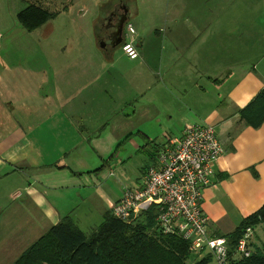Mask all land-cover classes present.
Returning a JSON list of instances; mask_svg holds the SVG:
<instances>
[{
	"label": "crops",
	"instance_id": "0c3cea01",
	"mask_svg": "<svg viewBox=\"0 0 264 264\" xmlns=\"http://www.w3.org/2000/svg\"><path fill=\"white\" fill-rule=\"evenodd\" d=\"M212 14L205 8L198 18L190 0H173L158 13V57H141L140 39L135 60L79 57L76 73H44L45 94L29 68L20 96L26 77L20 57H0V264H13L66 218L79 227L83 218L90 222L112 212L121 197L112 200L101 179L113 175L105 159L117 144L125 140L148 155L144 173L157 164L162 147L191 125L214 126L224 150L203 191L209 234L226 237L264 206V123L252 128L241 118L264 90V57L246 64V57L197 55L199 36L210 43L215 35ZM3 32L0 18V52ZM4 74L13 79L7 87ZM111 86L123 101L113 123ZM94 113L96 123L86 118ZM100 119L108 127L95 133ZM253 229L251 249L263 250L264 224Z\"/></svg>",
	"mask_w": 264,
	"mask_h": 264
},
{
	"label": "rangeland",
	"instance_id": "374dc122",
	"mask_svg": "<svg viewBox=\"0 0 264 264\" xmlns=\"http://www.w3.org/2000/svg\"><path fill=\"white\" fill-rule=\"evenodd\" d=\"M118 1L124 2L131 10L126 26L133 27L136 34L128 40L133 38L135 45L137 39L143 41L141 57H158L156 32L159 22L158 13L165 6L171 5L173 0H0V18L4 31L0 57H20L18 58L21 62L20 70L26 76L20 79L22 86L20 96L24 97L23 91L26 90L25 86L30 80L29 68L34 69L33 73L38 77L35 79L38 91L45 94L48 91L49 82L45 83L44 73L47 75L55 71H59L61 75L66 72V75L76 73L80 70L77 63L79 57H128L123 52L122 46L113 48L110 42L102 37V22L109 7L107 4ZM190 1L197 8L198 18L203 16L205 8L213 11L215 35L210 43L205 42L207 37L201 40L199 36L197 55L246 57V64L264 57V0ZM29 2L47 5L45 8L56 13L57 16L39 29L28 32L18 22L17 15L29 5ZM7 62L9 64L11 61ZM60 74H58V81H60ZM4 77L7 87L10 85L8 81L13 79L7 74H4ZM109 91L117 101L113 103L108 101L109 115H112L109 120L113 123L120 116L123 101L116 94V87L111 86ZM13 96L17 95L13 94ZM41 96L38 94L37 99L44 102ZM18 112L23 113L22 110ZM56 116L60 117V111H57ZM20 117L22 121L27 120L24 115ZM86 118L96 123L98 114H87ZM107 127L100 119L94 132H103ZM136 140L144 144L140 136H137ZM108 160L111 162L108 172L110 171L113 175L101 179V189L113 198L112 200H115V196L122 197L127 189L134 188L135 185L143 182L147 169L144 173L142 170L150 161L146 153L131 147L125 140L115 146L113 153L105 159V161ZM105 208H107L106 205ZM103 221L102 215L95 216L90 222L83 218L79 222V227L82 231L89 233ZM195 256L197 255L191 257L189 264H193L197 258H200Z\"/></svg>",
	"mask_w": 264,
	"mask_h": 264
},
{
	"label": "built area",
	"instance_id": "2783aa9c",
	"mask_svg": "<svg viewBox=\"0 0 264 264\" xmlns=\"http://www.w3.org/2000/svg\"><path fill=\"white\" fill-rule=\"evenodd\" d=\"M122 44L131 60L139 57L133 27H127ZM224 150L215 127L209 124L188 126L178 139L164 145L157 164L147 169L140 186L127 189L113 206L115 218L133 223L150 207L157 208L156 222L165 235L181 237L189 243L192 255H211L213 264H230L232 260L249 258L253 251L254 229L248 227L229 253L225 237H212L208 217L202 209L203 191L212 183L214 167Z\"/></svg>",
	"mask_w": 264,
	"mask_h": 264
},
{
	"label": "trees",
	"instance_id": "16d2710c",
	"mask_svg": "<svg viewBox=\"0 0 264 264\" xmlns=\"http://www.w3.org/2000/svg\"><path fill=\"white\" fill-rule=\"evenodd\" d=\"M56 16L35 2L20 11L17 19L25 30L32 32ZM241 118L252 128H259L264 123V90L241 111ZM157 214V208L150 207L136 221L126 223L109 211L101 225L89 233L66 218L46 232L13 264H189L194 256L189 243L181 237L163 234L156 222ZM262 223L264 206L225 237L229 253L234 252L248 227L254 228ZM193 264H213V259L211 255H204ZM230 264H264V249L254 251L249 258L232 260Z\"/></svg>",
	"mask_w": 264,
	"mask_h": 264
},
{
	"label": "flooded vegetation",
	"instance_id": "af4514ba",
	"mask_svg": "<svg viewBox=\"0 0 264 264\" xmlns=\"http://www.w3.org/2000/svg\"><path fill=\"white\" fill-rule=\"evenodd\" d=\"M128 12V6L122 1L111 3L108 7L102 22V37L104 40H108L113 48L117 47L118 43L126 37Z\"/></svg>",
	"mask_w": 264,
	"mask_h": 264
}]
</instances>
